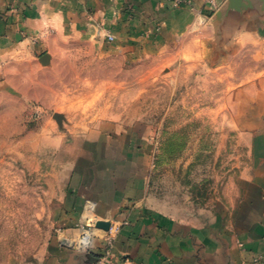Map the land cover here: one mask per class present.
I'll return each instance as SVG.
<instances>
[{"label":"crops","instance_id":"obj_1","mask_svg":"<svg viewBox=\"0 0 264 264\" xmlns=\"http://www.w3.org/2000/svg\"><path fill=\"white\" fill-rule=\"evenodd\" d=\"M41 49L51 66L156 55L188 71L213 63L216 49L225 51L221 70L235 59L243 81L232 94L235 162L216 203L187 216L156 206L149 146L131 130H115L127 125L103 121L79 139L62 175L56 237L42 264H91L90 256L94 264H264V0H191L181 8L169 0H0V61ZM250 53L252 67L240 72ZM100 221L109 230L94 226L91 245L76 246L82 229Z\"/></svg>","mask_w":264,"mask_h":264},{"label":"rangeland","instance_id":"obj_2","mask_svg":"<svg viewBox=\"0 0 264 264\" xmlns=\"http://www.w3.org/2000/svg\"><path fill=\"white\" fill-rule=\"evenodd\" d=\"M44 53L0 61V264L43 263L56 237L62 175L79 139L103 121L127 125L115 130H131L149 146L156 206L187 216L189 208L216 203L235 162L232 94L243 82L235 59L221 70L225 51L215 49L213 63L188 71L156 55L116 64L64 58L51 66L41 62ZM252 65L250 53L240 72ZM55 114L65 116L62 127Z\"/></svg>","mask_w":264,"mask_h":264},{"label":"built area","instance_id":"obj_3","mask_svg":"<svg viewBox=\"0 0 264 264\" xmlns=\"http://www.w3.org/2000/svg\"><path fill=\"white\" fill-rule=\"evenodd\" d=\"M169 1L171 2L174 8H181L183 6L191 5V0H169ZM107 38L110 42L114 41V37L112 35H108ZM94 226H95V223H92L82 229V236L79 242L76 244V246H78L81 249H84V248H88L91 245L93 238H94V231H93ZM111 249H112V243L111 241H108V246H107L105 257L108 258V256L110 255Z\"/></svg>","mask_w":264,"mask_h":264},{"label":"water","instance_id":"obj_4","mask_svg":"<svg viewBox=\"0 0 264 264\" xmlns=\"http://www.w3.org/2000/svg\"><path fill=\"white\" fill-rule=\"evenodd\" d=\"M41 62H42L44 65H48L49 62H50V56H49L48 54H45V55L41 58ZM54 119L56 120V122H57L61 127L63 126V124H64V122H65V120H66L65 116L62 115V114H55V115H54ZM95 226H96V228L101 229V230H105V231H108L109 228H110L109 223H107V222H103V221L97 222ZM89 258H90L89 262H90L91 264L96 263L97 259H96L94 256H90Z\"/></svg>","mask_w":264,"mask_h":264}]
</instances>
